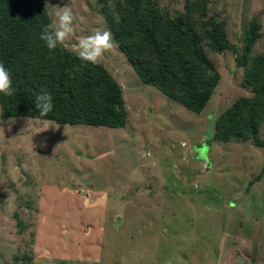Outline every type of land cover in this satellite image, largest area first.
<instances>
[{
	"label": "rangeland",
	"instance_id": "374dc122",
	"mask_svg": "<svg viewBox=\"0 0 264 264\" xmlns=\"http://www.w3.org/2000/svg\"><path fill=\"white\" fill-rule=\"evenodd\" d=\"M101 1L40 0L52 22L55 6L72 10L74 53L109 31ZM204 1L202 23H225L229 47H205L219 82L202 112L146 86L114 38L98 63L123 88L125 128L4 120L0 105V264H264V123L257 145L210 142L217 118L253 97L239 59L252 23L249 62L264 55V0ZM158 3L173 17L187 4Z\"/></svg>",
	"mask_w": 264,
	"mask_h": 264
},
{
	"label": "trees",
	"instance_id": "16d2710c",
	"mask_svg": "<svg viewBox=\"0 0 264 264\" xmlns=\"http://www.w3.org/2000/svg\"><path fill=\"white\" fill-rule=\"evenodd\" d=\"M204 2L186 0L185 11L174 17L158 0H102L100 5L109 32L143 83L194 113L205 109L219 82L206 45L217 53L229 47L225 23L215 16L202 23ZM51 23L40 0H0V63L9 70L15 89L10 97L0 93L2 118L125 128L129 114L121 85L100 63L85 64L65 47L49 51L40 35ZM259 37V25L252 23L245 59H239L246 66L245 88L252 89L253 97L240 98L217 118L210 142L258 144L264 123V55L250 63L249 53ZM41 91L53 100L46 117L34 105Z\"/></svg>",
	"mask_w": 264,
	"mask_h": 264
},
{
	"label": "clouds",
	"instance_id": "9594fccd",
	"mask_svg": "<svg viewBox=\"0 0 264 264\" xmlns=\"http://www.w3.org/2000/svg\"><path fill=\"white\" fill-rule=\"evenodd\" d=\"M55 8L57 9L55 13L56 20L44 26L40 35V39L49 51H53L58 47H67L68 42L74 35L72 10L68 6L60 7L57 5ZM72 47L75 49L80 61L95 65L103 58L105 53L114 48V42L109 31L97 30L92 35L80 37ZM14 91L10 72L0 63V93L10 97L13 96ZM34 105L39 115L46 117L53 110L52 96L46 91H41L35 96ZM0 131H3V129L0 128Z\"/></svg>",
	"mask_w": 264,
	"mask_h": 264
},
{
	"label": "crops",
	"instance_id": "0c3cea01",
	"mask_svg": "<svg viewBox=\"0 0 264 264\" xmlns=\"http://www.w3.org/2000/svg\"><path fill=\"white\" fill-rule=\"evenodd\" d=\"M208 162H209V159L207 158Z\"/></svg>",
	"mask_w": 264,
	"mask_h": 264
}]
</instances>
